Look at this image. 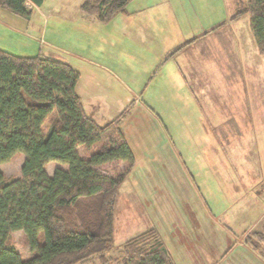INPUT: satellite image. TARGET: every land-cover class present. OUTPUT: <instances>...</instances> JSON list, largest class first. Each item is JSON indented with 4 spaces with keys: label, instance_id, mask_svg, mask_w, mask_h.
<instances>
[{
    "label": "rangeland",
    "instance_id": "obj_1",
    "mask_svg": "<svg viewBox=\"0 0 264 264\" xmlns=\"http://www.w3.org/2000/svg\"><path fill=\"white\" fill-rule=\"evenodd\" d=\"M81 1L27 0L29 19L0 7V48L41 51L79 68L112 55L108 68L87 69L95 82L81 70L87 112L103 124L123 111L134 154L116 196L107 264L150 227L175 264H264L245 241L264 223V53L249 14L231 18L245 0H129L107 22L80 16ZM23 158L16 153L0 171L20 177ZM57 165L47 162V173ZM124 166L101 169L115 174ZM12 236L27 256L21 231Z\"/></svg>",
    "mask_w": 264,
    "mask_h": 264
},
{
    "label": "trees",
    "instance_id": "obj_2",
    "mask_svg": "<svg viewBox=\"0 0 264 264\" xmlns=\"http://www.w3.org/2000/svg\"><path fill=\"white\" fill-rule=\"evenodd\" d=\"M26 1L0 0V7L29 19L32 8ZM128 1L82 0L79 10L107 22L125 11ZM244 13L257 51L264 53V0H245L231 18ZM78 79V70L67 60L0 48V163L24 155L20 177L0 171V264L108 263L116 196L134 154L120 126L124 112L98 123L75 91ZM119 160L125 166L115 174L101 169ZM49 161L60 164L51 174L45 169ZM15 230L23 235L27 256L15 244ZM245 241L264 259V223ZM119 249L117 264H175L154 227Z\"/></svg>",
    "mask_w": 264,
    "mask_h": 264
},
{
    "label": "crops",
    "instance_id": "obj_3",
    "mask_svg": "<svg viewBox=\"0 0 264 264\" xmlns=\"http://www.w3.org/2000/svg\"><path fill=\"white\" fill-rule=\"evenodd\" d=\"M80 3L81 2H79L78 3V9H79V5H80ZM32 14V13H31ZM79 15L80 16H83V13L79 10ZM196 39V37H193V38H190L189 40H187L186 42H194V40ZM183 44L184 43H178V45L176 46V48L177 49H181L182 48V46H183ZM103 49H105V48H103ZM177 49H175V50H177ZM48 50V49H47ZM209 52H210V48H209ZM38 53H41V51H39ZM105 53V52H104ZM37 54V53H36ZM21 55V54H20ZM33 55H35V54H33ZM25 56V55H24ZM28 56V55H27ZM102 56H104V61L103 62H97V61H95V60H93V59H89V60H87V59H85V64H81V67L79 68V67H77L76 65H72L74 68H76L77 70H78V72H79V74H80V76H79V79H78V81H77V83H76V86H75V91H76V93L81 97V99H82V97H83V91H84V88L86 87V85L84 84V83H88V81L87 80H83V81H81V79H82V69L84 68V70H86V71H88L87 69L90 67V66H92L93 65V67H95V68H99L100 66L102 67V68H108V62H107V60L108 59H111L112 58V55H102ZM110 56V57H109ZM198 60H203V58H202V55H199V57L197 56L196 57V59H194V61H195V66H196V68H197V71L200 73V69L201 68H204V63L203 62H198L197 64H196V62L198 61ZM69 62V61H68ZM70 63V62H69ZM86 63H88V64H86ZM180 71V70H179ZM181 72V71H180ZM182 73V72H181ZM183 74V73H182ZM85 75L86 76H89V78H90V80H91V82H95L94 81V77L92 78V73H90V71H88V73H85ZM183 79H184V81H185V83L186 84H188V80L186 79V76L185 75H183ZM84 106V108H85V110H86V112L89 110V106H86V105H83ZM88 113V112H87ZM130 148H131V146H130ZM124 165V161H122V160H119V166L120 167H122ZM103 172H105V173H107V171L105 170L104 171V169H103Z\"/></svg>",
    "mask_w": 264,
    "mask_h": 264
}]
</instances>
